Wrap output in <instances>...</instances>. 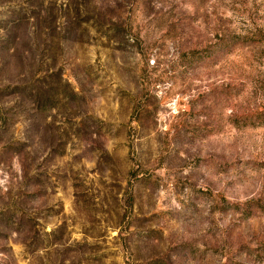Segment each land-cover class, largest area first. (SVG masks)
Segmentation results:
<instances>
[{"label": "rangeland", "instance_id": "1", "mask_svg": "<svg viewBox=\"0 0 264 264\" xmlns=\"http://www.w3.org/2000/svg\"><path fill=\"white\" fill-rule=\"evenodd\" d=\"M0 264H264V0H0Z\"/></svg>", "mask_w": 264, "mask_h": 264}]
</instances>
